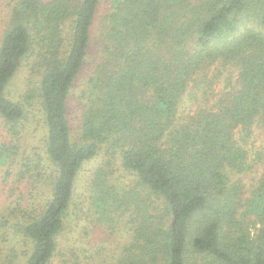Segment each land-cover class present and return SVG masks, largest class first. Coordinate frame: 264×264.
<instances>
[{"label": "trees", "instance_id": "1", "mask_svg": "<svg viewBox=\"0 0 264 264\" xmlns=\"http://www.w3.org/2000/svg\"><path fill=\"white\" fill-rule=\"evenodd\" d=\"M100 4L19 0L13 8L0 45V117L19 132L25 106L6 89L35 56L53 174L41 208L18 201L4 209L0 240L20 235L30 247L24 264H53L86 211L76 199L80 171L103 152L88 208L99 221L128 211L132 223L112 264H264V170L248 189L241 177L251 167L242 141L264 129V0H111L73 129L69 98ZM211 68H234L237 78L212 105L179 119L184 96ZM17 149L0 143V165L13 163ZM117 156L131 176L124 184L111 178ZM8 249L1 264L19 257Z\"/></svg>", "mask_w": 264, "mask_h": 264}, {"label": "rangeland", "instance_id": "2", "mask_svg": "<svg viewBox=\"0 0 264 264\" xmlns=\"http://www.w3.org/2000/svg\"><path fill=\"white\" fill-rule=\"evenodd\" d=\"M19 0H0V45L11 23L12 11ZM111 5V0H101L97 20L94 24V40L86 65L72 88L69 98V119L73 129H78L82 113V93L89 75L99 61L100 19ZM36 57L24 60L21 67L7 86L6 94L25 106L24 118L19 122L18 133L10 130L9 124L0 117V143L18 145L15 161L0 165V220L4 209L12 203H19L25 208H41L52 188L53 165L45 153L47 126L44 108L40 100L39 83L41 69L36 65ZM208 80L190 88L180 105L178 117L185 118L200 105H212L228 84L237 78L234 68H211ZM206 88V90H205ZM250 155V169L241 175L246 188L258 182L264 170V129L256 128L250 138L243 142ZM105 156H98L85 162L80 171L76 199L83 201L86 211L75 222L70 232L63 236L53 264H112L128 247L131 239L129 212L116 215L114 220H97L88 208V190L92 176ZM32 170L22 175L19 168L23 162H30ZM120 158L115 159L112 180L117 183L130 181L131 176L122 169ZM19 201V202H18ZM80 204V203H79ZM259 225L253 228L255 234ZM0 264L3 263L9 247H14L19 257L9 264H24L26 251L30 250L27 242L20 235L0 240Z\"/></svg>", "mask_w": 264, "mask_h": 264}]
</instances>
